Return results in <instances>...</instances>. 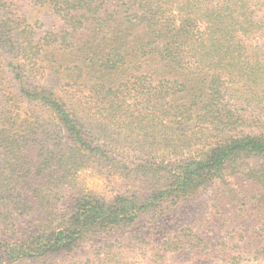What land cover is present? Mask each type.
<instances>
[{"label": "trees", "instance_id": "16d2710c", "mask_svg": "<svg viewBox=\"0 0 264 264\" xmlns=\"http://www.w3.org/2000/svg\"><path fill=\"white\" fill-rule=\"evenodd\" d=\"M91 159L142 185L78 187ZM29 260L264 264V0H0V264Z\"/></svg>", "mask_w": 264, "mask_h": 264}, {"label": "rangeland", "instance_id": "374dc122", "mask_svg": "<svg viewBox=\"0 0 264 264\" xmlns=\"http://www.w3.org/2000/svg\"><path fill=\"white\" fill-rule=\"evenodd\" d=\"M25 11L30 15V24H35L36 22L45 25L47 28L50 26L57 24L61 25V21L59 18H56L52 14H49L45 11L39 10V8L33 7V5L28 4L25 7ZM121 126V125H120ZM135 127L120 128L121 134L118 135L120 138L124 137L127 140L121 143L116 151L123 154L128 161L134 160L139 163L138 158L143 156H136V151L140 150V147L143 146L141 143V139L143 134L145 133L143 130V125H135ZM118 140V139H116ZM153 138L148 139V145H151L153 150L157 152V156L162 155L163 153L169 154L172 152L170 147H167L164 143H157ZM129 144L131 147H129ZM133 148L137 150L134 151ZM120 156L119 158H121ZM78 170L75 175H73V179L75 178V182L78 187L83 188L84 190H89L94 193H97L104 197H112L119 193L131 192L135 191L142 185V178L136 175L129 174L128 171L123 170H112L110 165L106 166L105 163L99 162L98 159H91L84 163L82 167H78ZM203 206H198L194 212L201 210ZM138 255H141V253ZM24 264H49L44 262H35L32 260L26 261ZM215 264V263H214Z\"/></svg>", "mask_w": 264, "mask_h": 264}]
</instances>
